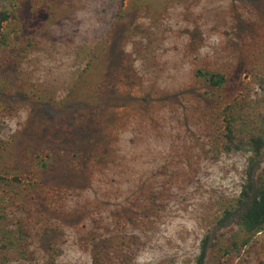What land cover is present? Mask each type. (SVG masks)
<instances>
[{"label": "rangeland", "instance_id": "obj_1", "mask_svg": "<svg viewBox=\"0 0 264 264\" xmlns=\"http://www.w3.org/2000/svg\"><path fill=\"white\" fill-rule=\"evenodd\" d=\"M263 184L264 0H0V264H264Z\"/></svg>", "mask_w": 264, "mask_h": 264}, {"label": "trees", "instance_id": "obj_2", "mask_svg": "<svg viewBox=\"0 0 264 264\" xmlns=\"http://www.w3.org/2000/svg\"><path fill=\"white\" fill-rule=\"evenodd\" d=\"M214 76H210V80H213ZM222 79L218 77L214 83H220ZM251 190V188H250ZM243 221L245 225H247L250 230L260 229L264 222V184L259 186L255 193L253 194L252 198L250 199L249 203L245 206V211L243 213ZM207 246L206 241L204 240L200 254L197 258L195 264H202L203 259L205 256Z\"/></svg>", "mask_w": 264, "mask_h": 264}]
</instances>
